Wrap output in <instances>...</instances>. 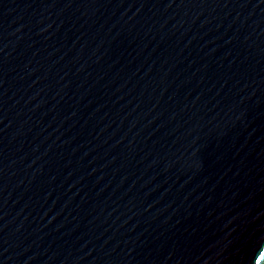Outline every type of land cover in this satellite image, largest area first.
I'll list each match as a JSON object with an SVG mask.
<instances>
[{
    "label": "water",
    "instance_id": "obj_1",
    "mask_svg": "<svg viewBox=\"0 0 264 264\" xmlns=\"http://www.w3.org/2000/svg\"><path fill=\"white\" fill-rule=\"evenodd\" d=\"M264 0H0V264H264Z\"/></svg>",
    "mask_w": 264,
    "mask_h": 264
},
{
    "label": "snow or ice",
    "instance_id": "obj_2",
    "mask_svg": "<svg viewBox=\"0 0 264 264\" xmlns=\"http://www.w3.org/2000/svg\"><path fill=\"white\" fill-rule=\"evenodd\" d=\"M262 255H264V254H262ZM258 264H259V261H258Z\"/></svg>",
    "mask_w": 264,
    "mask_h": 264
}]
</instances>
